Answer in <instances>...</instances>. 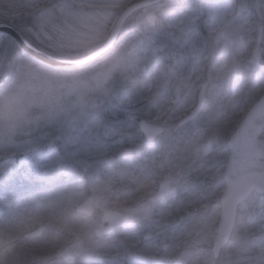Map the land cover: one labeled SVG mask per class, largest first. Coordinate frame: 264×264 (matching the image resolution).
I'll return each mask as SVG.
<instances>
[{
    "label": "rangeland",
    "instance_id": "1",
    "mask_svg": "<svg viewBox=\"0 0 264 264\" xmlns=\"http://www.w3.org/2000/svg\"><path fill=\"white\" fill-rule=\"evenodd\" d=\"M133 1L0 0V20L29 18L26 31L36 43L80 56L106 38ZM259 22L264 23V0H172L133 17L100 64L69 73L17 64L20 49L1 38L0 186L62 177L64 160L74 167L68 177L81 169L88 177L71 178L68 204L90 195L97 216L75 217L60 245L80 264L94 256L102 264H140L127 258L132 252L165 264H264V234L246 228L257 193L241 206L233 241L220 259L211 248L227 139L264 92V67L252 56ZM12 74L17 79L7 83ZM139 81L161 92L154 116L145 119L166 127L158 142H146L132 115V89ZM204 82L206 107L179 126ZM166 182L168 194L150 200ZM12 205L0 214V264H8L17 244L27 243L26 232L47 222L39 199ZM109 210L131 213V220L98 238L95 231ZM263 221L253 227L260 229Z\"/></svg>",
    "mask_w": 264,
    "mask_h": 264
},
{
    "label": "water",
    "instance_id": "2",
    "mask_svg": "<svg viewBox=\"0 0 264 264\" xmlns=\"http://www.w3.org/2000/svg\"><path fill=\"white\" fill-rule=\"evenodd\" d=\"M165 0H138L125 7L118 17L117 23L112 28L111 34L98 48H95L91 53L81 56L80 58H66L56 56L50 52H46L38 45L33 44L26 35L22 34L15 26L7 22L0 23V33L11 35L21 46L23 52L31 55L36 60H40L45 64H49L55 68H81L90 65L92 62L100 59L104 54L108 53L117 43V39L122 32L124 24L127 22L133 13L142 10L144 7L151 6L156 3L164 2ZM262 36L259 38L258 46L254 49L256 56L261 57L259 51V43ZM206 84L202 85L198 97V104L190 111L191 113L183 117L179 124H184L196 118L206 104ZM249 109L243 122L234 131L228 143L231 150V156L228 160L225 170L226 190L222 195V215L219 233L214 242L213 251L218 258L221 250L229 243L233 227L237 220L238 205L248 198V195L254 191L264 192V140L261 135L264 129V95ZM144 134L154 139L163 131L162 126H156L150 122L143 121L140 125ZM166 189H162L159 193L152 196L156 199L162 196ZM78 210L84 214L93 215L94 207L89 199L80 203ZM129 216L124 212L109 211L105 214V221L108 224L106 227H100L96 235H110L116 229H119L125 224ZM45 226H40L30 232L28 236L38 237L45 231ZM131 257L140 262L158 261L156 258L147 255L132 253Z\"/></svg>",
    "mask_w": 264,
    "mask_h": 264
},
{
    "label": "trees",
    "instance_id": "3",
    "mask_svg": "<svg viewBox=\"0 0 264 264\" xmlns=\"http://www.w3.org/2000/svg\"><path fill=\"white\" fill-rule=\"evenodd\" d=\"M20 20L21 19H15L14 22L25 31L26 26L31 24L30 19L28 18L24 22ZM18 56L19 60L17 64L19 62L29 63L31 66L37 67V64L29 57H25V55L21 53H18ZM263 62L264 61H262V63ZM16 79V74H12L7 83ZM136 83L137 85L133 87L132 92L136 98L134 101V104H136L134 111L137 112V114L134 120L137 123L141 119L148 117L152 118L154 116L153 113L160 101L161 92L157 90V93H154L147 84L145 85L140 81ZM63 167L64 173L61 179H59L60 177H53L47 181H43V183H21L18 184V186L15 185L10 193H6L8 199L5 200L9 202L14 200L23 201L28 197L35 196L40 201L39 206L41 207L42 216L50 223V225L48 224L49 228L42 237L37 239L24 237L27 243H19L12 249V252L7 257L8 264H77L74 259L72 260L71 258L58 255V253L60 254V251H62L60 248L63 242L62 236L67 233V228H69L68 225L72 224L70 221L74 218L71 213L75 211L74 207L68 204L70 181L67 183V180L70 179V177H68V171L74 167L66 162H64ZM11 186H13L12 183ZM4 193L5 191L0 189V194ZM262 203H264V201H262ZM1 210H3V207H1ZM260 216L264 217V212L260 214ZM260 216H258L257 219H259ZM54 226L58 228V231L55 230Z\"/></svg>",
    "mask_w": 264,
    "mask_h": 264
},
{
    "label": "bare ground",
    "instance_id": "4",
    "mask_svg": "<svg viewBox=\"0 0 264 264\" xmlns=\"http://www.w3.org/2000/svg\"><path fill=\"white\" fill-rule=\"evenodd\" d=\"M1 35H0V41H1ZM262 46H263V49H262ZM261 47H259V51H260V55H261V57H258V56H256L255 55V53H253V56H254V58H255V61L261 66V67H264V62L262 63V61H264V44L262 45ZM256 47H254V49H255ZM264 95V92L261 94V95H259V96H257L256 98H255V101H253V103L250 105V107L248 108V109H246V111H245V113H244V115L242 116V118L240 119V123L236 126V128L233 130V133L228 137V139H227V147H228V157H227V160H226V163H225V168H224V170H223V173H222V177H221V179L223 180V183H224V190L222 191V193H221V195H219V198L217 199V202L221 205V212H220V217H219V219H220V221H219V224H218V227H217V234H216V236L214 237V239L212 240L213 242H212V244H211V248H212V252H213V254H214V259L215 260H218V259H220V257H222V254H223V252H225L224 250L229 246V244L233 241L232 239L234 238V233L236 232V228H237V226L239 225V221H240V215H241V213H242V205L244 204V203H248V200H250V198L252 197V195L254 194V193H257L258 195L260 194L261 195V197H260V199H259V203L257 204V205H255V206H253L254 208V210H253V212H252V214H251V218L248 220V221H246V228H248V229H250L251 228V230L254 232V234L255 235H257V236H259V237H261V235H263L264 234V228H263V225H264V221L262 222V224H261V226H260V229L259 228H257V227H253V226H257L256 224L258 223V221L260 220V219H263V217L262 216H260V214H262L263 212H264V203H262V201H264V192L263 193H261V192H258V191H254L252 194H250V195H248V198L247 199H245L244 201H242L239 205H238V212H237V220H236V223H235V226L233 227V231H232V234H231V237L229 238V243L228 244H226L225 246H224V248L221 250V253H220V255H219V257L217 258L216 257V254H215V251H213V247H214V242H215V239L217 238V236H218V233H219V226H220V224H221V215H222V211H223V208H222V206H223V204H222V195H223V193L225 192V190H226V180H225V176H224V174H225V170H226V167H227V163H228V160H229V158H230V156H231V150H230V147H229V143H228V141H229V139H230V137L235 133L234 131L238 128V126L243 122V119L245 118V116H246V114L250 111L249 109L255 104V102H257L258 100H260L259 98L261 97V96H263ZM261 139H263L264 140V129H263V133H262V135H261ZM166 189V192L164 193V194H162V196H165V195H167L168 194V192H169V190H170V183L169 182H166L163 186H162V188H160L156 193H154L153 195H151V197H150V200H153V201H158L159 199H161L162 198V196H159L158 198H156V199H152V196H154L155 194H157V193H159L160 191H162V189ZM258 216H260V218L259 219H257V217ZM247 240V239H246ZM153 258H156L158 261H155V263L156 264H165V262L161 259V258H159V257H157V256H152ZM251 258V257H250ZM237 264H239V263H237Z\"/></svg>",
    "mask_w": 264,
    "mask_h": 264
}]
</instances>
